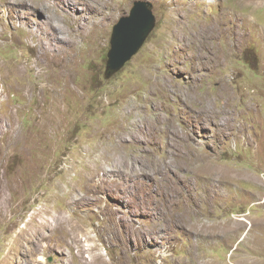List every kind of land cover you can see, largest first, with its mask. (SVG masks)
<instances>
[{"label": "rangeland", "instance_id": "obj_1", "mask_svg": "<svg viewBox=\"0 0 264 264\" xmlns=\"http://www.w3.org/2000/svg\"><path fill=\"white\" fill-rule=\"evenodd\" d=\"M0 264H264V0H0Z\"/></svg>", "mask_w": 264, "mask_h": 264}, {"label": "water", "instance_id": "obj_2", "mask_svg": "<svg viewBox=\"0 0 264 264\" xmlns=\"http://www.w3.org/2000/svg\"><path fill=\"white\" fill-rule=\"evenodd\" d=\"M155 25L151 4L134 1L128 15H123L113 24L109 49L104 69V78L119 71L140 49Z\"/></svg>", "mask_w": 264, "mask_h": 264}, {"label": "bare ground", "instance_id": "obj_3", "mask_svg": "<svg viewBox=\"0 0 264 264\" xmlns=\"http://www.w3.org/2000/svg\"><path fill=\"white\" fill-rule=\"evenodd\" d=\"M244 1H251V2H256L257 0H244ZM58 2H61V0H58ZM34 5H36V3H34ZM45 22V21H44ZM49 24V23H48ZM49 26V25H48ZM50 27V26H49ZM216 27V26H215ZM51 28H52V31H54V29H55V27L53 26V24H52V26H51ZM202 28V27H201ZM214 28V27H213ZM46 30V28L44 29V31ZM50 30V29H49ZM202 30H204L207 34L208 33H210V30H211V24H208V25H205V28L204 29H202ZM70 40V39H69ZM61 42V41H60ZM55 46V45H54ZM54 46H52V47H54ZM41 50V49H40ZM38 51H39V49H38ZM41 52H42V50H41ZM39 53H40V51H39ZM40 56V55H39ZM40 58V57H39ZM220 173H222L223 174V172L222 171H220Z\"/></svg>", "mask_w": 264, "mask_h": 264}]
</instances>
